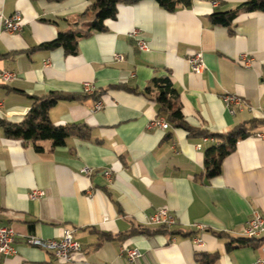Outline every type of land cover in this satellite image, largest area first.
<instances>
[{
	"label": "crops",
	"instance_id": "1",
	"mask_svg": "<svg viewBox=\"0 0 264 264\" xmlns=\"http://www.w3.org/2000/svg\"><path fill=\"white\" fill-rule=\"evenodd\" d=\"M246 1L190 0L172 13L153 0L120 4L104 31L78 39L76 53L66 54L38 46L84 29L92 0H0V18L19 14L22 23L18 33L0 29V119L18 123L30 97L57 93L72 98L50 108V121L78 126L63 146L41 142L40 153L0 127V227L13 229L16 249L0 264H253L264 235L251 240L242 231L254 212L264 220V138L239 140L218 176L207 178L204 165L217 143L208 135L264 118V13L241 12L229 27L210 19ZM197 53L205 63L200 75L186 62ZM5 72L10 81L1 79ZM161 76L177 91L192 134L159 116L145 94ZM84 83L93 87L87 98ZM224 94L251 110L230 114ZM96 103L101 109L94 111ZM159 117L168 123L164 130L149 126ZM34 191L43 195L31 199ZM161 209L175 224L165 233H141L156 230L148 222ZM65 229L81 247L71 262L26 243L28 236L58 240ZM123 246L140 258L128 261Z\"/></svg>",
	"mask_w": 264,
	"mask_h": 264
},
{
	"label": "trees",
	"instance_id": "2",
	"mask_svg": "<svg viewBox=\"0 0 264 264\" xmlns=\"http://www.w3.org/2000/svg\"><path fill=\"white\" fill-rule=\"evenodd\" d=\"M139 1L141 0H92L89 8L92 19L84 29L60 32L53 41L41 44L38 48L53 49L61 47L66 54H75L78 39L87 37L94 32L104 31L105 21L115 19L118 5H133ZM153 1L171 13L179 7H188L190 5V0ZM241 12L264 13V0H248L234 10L225 13H214L210 19L215 25L229 27L231 22ZM114 88L123 87L116 86ZM144 92L157 105L159 116L166 117L168 123L175 128L184 129L190 134L194 132L183 119L179 95L168 76L154 77ZM87 97L85 95L84 98ZM69 98L72 97L57 93H49L43 97H30L32 100L31 108L22 120L18 123H8L0 119V127L7 138L29 142L38 153L42 151L41 142L43 141H51L52 147L63 146L65 140L74 134L78 126H55L49 119V110L58 101ZM261 126H264V118L253 119L236 125L224 134L208 135V137L216 138L217 143L212 145L205 153L204 165L207 178L218 176L223 160L234 151L236 143L248 136L255 135L257 132L254 133L253 130ZM77 135L84 138V133H78ZM165 232L166 228L163 226L157 227L154 231L141 229V233L148 235Z\"/></svg>",
	"mask_w": 264,
	"mask_h": 264
},
{
	"label": "built area",
	"instance_id": "3",
	"mask_svg": "<svg viewBox=\"0 0 264 264\" xmlns=\"http://www.w3.org/2000/svg\"><path fill=\"white\" fill-rule=\"evenodd\" d=\"M215 5V3H213ZM0 29L8 33H18L22 29V23L19 14H14L10 18H0ZM131 36L134 38L137 36V33L134 31ZM139 50H146V44L143 40L138 39L137 41ZM114 59L116 61H122L123 57L120 55H115ZM240 60L244 67H249L251 64V59L246 55H242ZM186 62L188 63L191 71L200 75L205 70V63L201 53H197L187 57ZM47 64V63H45ZM13 75L10 73H2L1 79L6 82L12 79ZM83 93L86 95L93 94V87L84 83L82 85ZM222 101L227 108L228 112L234 115L236 112L241 111L244 108L251 110L245 102L237 97L236 95L224 94ZM101 109V104L96 103L94 106V111ZM150 127H159L160 129H166L168 123L163 117L157 118L155 121L151 122ZM257 138H264V132H257L255 135ZM209 138H204V141H208ZM81 172L84 174H89L87 169H83ZM105 177L110 178V173L106 172ZM41 191H34L30 193L29 197L31 199H36L37 197L42 196ZM175 224V218L165 209H161L151 215L149 218L148 225L152 226H163L166 229L172 227ZM74 230L65 229L62 233V236L58 240H48L44 241L36 237L28 236L26 237V243L33 247L50 252L56 261L71 262L72 254L81 251L80 245L73 239ZM264 235V220L257 213H253V217L250 221L247 222L242 231V236L246 239H258ZM200 244V241H197ZM15 243V232L12 228L9 227H0V256L1 257H10L16 254V249L14 246ZM120 255L125 257L128 261L133 262L136 259L140 258L141 254L137 249L123 246L120 249ZM253 264H264V244L260 249V255L254 260Z\"/></svg>",
	"mask_w": 264,
	"mask_h": 264
}]
</instances>
